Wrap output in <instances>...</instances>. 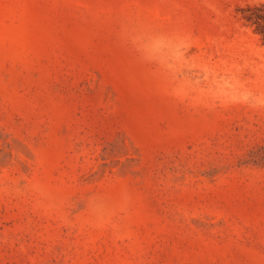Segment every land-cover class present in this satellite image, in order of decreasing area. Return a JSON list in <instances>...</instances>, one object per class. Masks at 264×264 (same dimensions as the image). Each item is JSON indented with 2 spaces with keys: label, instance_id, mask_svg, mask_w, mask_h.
I'll return each instance as SVG.
<instances>
[{
  "label": "rangeland",
  "instance_id": "374dc122",
  "mask_svg": "<svg viewBox=\"0 0 264 264\" xmlns=\"http://www.w3.org/2000/svg\"><path fill=\"white\" fill-rule=\"evenodd\" d=\"M0 264H264V0H0Z\"/></svg>",
  "mask_w": 264,
  "mask_h": 264
}]
</instances>
